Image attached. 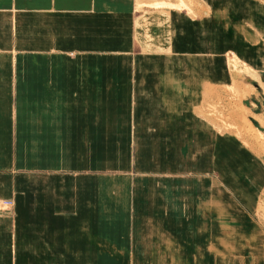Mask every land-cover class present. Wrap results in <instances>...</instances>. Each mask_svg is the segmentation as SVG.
Segmentation results:
<instances>
[{"label": "rangeland", "instance_id": "1", "mask_svg": "<svg viewBox=\"0 0 264 264\" xmlns=\"http://www.w3.org/2000/svg\"><path fill=\"white\" fill-rule=\"evenodd\" d=\"M255 114L264 0H0V264H264Z\"/></svg>", "mask_w": 264, "mask_h": 264}, {"label": "crops", "instance_id": "2", "mask_svg": "<svg viewBox=\"0 0 264 264\" xmlns=\"http://www.w3.org/2000/svg\"><path fill=\"white\" fill-rule=\"evenodd\" d=\"M46 10L50 11L49 8ZM249 203H250L249 210L252 213L255 222L260 227V229L264 232V180L262 181L261 185L255 191L254 196L252 197V200L249 201ZM219 206H220V203L218 201L217 204H215V214L214 215H216V212ZM177 236L179 237L180 235H176V234L173 235V237H175V239L173 240L177 244L171 246V251H172L171 253L167 252L169 250V247H166V250H165L166 254L159 256V252L163 249L161 246L160 247L161 250L159 251L158 244H155L154 248L156 252H158V254L155 256L156 259H157V256H159L162 262L167 260L169 262L170 261L178 262L177 264H186V262L189 264H201L203 255H202V251L200 247L198 245L195 246L193 244H188V243L185 245L180 241V239H176ZM214 237H216V235H214ZM215 241H217V238L215 239ZM210 247L212 248V252L209 250ZM207 249L210 252L211 256L214 258V256L218 252L217 244L216 243H214L213 245L211 244ZM157 261H159V259H157Z\"/></svg>", "mask_w": 264, "mask_h": 264}, {"label": "bare ground", "instance_id": "3", "mask_svg": "<svg viewBox=\"0 0 264 264\" xmlns=\"http://www.w3.org/2000/svg\"><path fill=\"white\" fill-rule=\"evenodd\" d=\"M231 64V63H230ZM236 64H234V66H235ZM230 67V66H229ZM236 68V67H235ZM232 70V69H231ZM238 73V72H237ZM221 76H223V74L221 75ZM220 76V77H221ZM253 76V75H252ZM252 79H254V78H256L255 76H253V77H251ZM257 79V78H256ZM258 80V79H257ZM244 83H246L245 84V87H247L249 90H247V91H249V93L251 92H253V91H251V89H250V84L249 83H247L248 81H243ZM183 92V91H182ZM243 92H245V90L243 91ZM188 95V94H187ZM195 96V95H194ZM211 96V95H210ZM247 97V96H246ZM195 98H197V104H198V107H201V102H202V98L200 97V96H196ZM242 98H245V97H238V102H240V103H242L243 102V99ZM257 105V103L256 102H252V104L250 105L251 107H253V106H256ZM179 107V106H178ZM184 107H185V105H184ZM187 107H188V105H187ZM189 108V107H188ZM246 109H244L243 110V112H241L242 110H238V112L236 113L237 115V117L238 118H240V120L242 119V120H245L246 119V117L248 116L249 117V114L247 115V113H249L248 111H247V109L249 108V107H245ZM242 109H243V107H242ZM200 115H203L205 118H207L206 120H209L210 122H213V119H212V117L211 116H213L212 115V113L211 112H207V110H200ZM264 116V115H263ZM263 116H261V115H257V114H255V115H253V116H250V119H252V120H250V121H247L245 124H246V126H245V128H244V131H245V139L247 140V139H250L251 138V140H256V137H258L259 136V133H260V129H258V127H255L254 126V124L256 123H258V124H260V125H263ZM241 120V121H242ZM218 123L217 122H213V125H215L216 127H221V125H217ZM201 126V125H200ZM203 126V125H202ZM215 126H214V128H215ZM206 128H208V130H210V128H209V126H206ZM188 130H189V128H188ZM241 130V129H240ZM184 132V131H183ZM214 133H213V135H215L216 136V138H217V136H218V134H217V132L215 131V129H214V131H213ZM239 133H241L240 131H239ZM173 138H174V136H173ZM239 138V137H238ZM243 138V137H242ZM203 138L202 137H198V138H196V137H194V140L195 141H201ZM244 139V140H245ZM216 140V139H215ZM257 141H260V140H257ZM192 142V141H191ZM246 142V141H245ZM193 144H196V143H193ZM261 144H262V142H261ZM193 147V146H192ZM240 155V154H239ZM216 190V189H215ZM217 196V195H216ZM204 203V202H203ZM214 203H217V202H213V205H214Z\"/></svg>", "mask_w": 264, "mask_h": 264}]
</instances>
